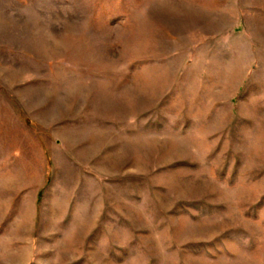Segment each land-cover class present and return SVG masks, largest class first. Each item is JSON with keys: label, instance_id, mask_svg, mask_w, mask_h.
Wrapping results in <instances>:
<instances>
[{"label": "rangeland", "instance_id": "obj_1", "mask_svg": "<svg viewBox=\"0 0 264 264\" xmlns=\"http://www.w3.org/2000/svg\"><path fill=\"white\" fill-rule=\"evenodd\" d=\"M0 264H264V0H0Z\"/></svg>", "mask_w": 264, "mask_h": 264}]
</instances>
